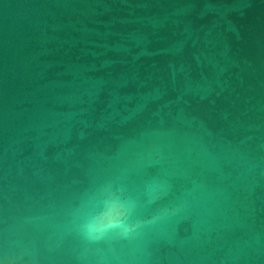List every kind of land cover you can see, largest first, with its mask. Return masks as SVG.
I'll return each mask as SVG.
<instances>
[{
    "label": "water",
    "instance_id": "obj_1",
    "mask_svg": "<svg viewBox=\"0 0 264 264\" xmlns=\"http://www.w3.org/2000/svg\"><path fill=\"white\" fill-rule=\"evenodd\" d=\"M0 264H264V0H0Z\"/></svg>",
    "mask_w": 264,
    "mask_h": 264
},
{
    "label": "clouds",
    "instance_id": "obj_2",
    "mask_svg": "<svg viewBox=\"0 0 264 264\" xmlns=\"http://www.w3.org/2000/svg\"><path fill=\"white\" fill-rule=\"evenodd\" d=\"M129 212L130 209L124 202L119 199L111 200L108 202L103 219L95 217L89 219L83 225V232L91 238L119 229L127 236L135 227L127 222Z\"/></svg>",
    "mask_w": 264,
    "mask_h": 264
}]
</instances>
